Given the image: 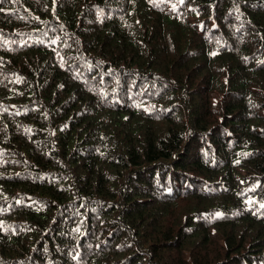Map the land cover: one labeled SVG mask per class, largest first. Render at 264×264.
Segmentation results:
<instances>
[{
	"label": "trees",
	"instance_id": "16d2710c",
	"mask_svg": "<svg viewBox=\"0 0 264 264\" xmlns=\"http://www.w3.org/2000/svg\"><path fill=\"white\" fill-rule=\"evenodd\" d=\"M0 264H264V0H0Z\"/></svg>",
	"mask_w": 264,
	"mask_h": 264
}]
</instances>
